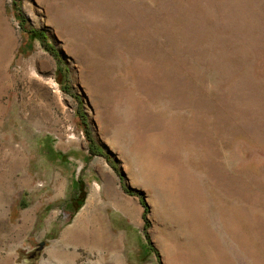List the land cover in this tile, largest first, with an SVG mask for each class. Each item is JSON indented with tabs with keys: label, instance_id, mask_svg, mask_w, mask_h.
Masks as SVG:
<instances>
[{
	"label": "rangeland",
	"instance_id": "1",
	"mask_svg": "<svg viewBox=\"0 0 264 264\" xmlns=\"http://www.w3.org/2000/svg\"><path fill=\"white\" fill-rule=\"evenodd\" d=\"M116 260L264 264V0H0V264Z\"/></svg>",
	"mask_w": 264,
	"mask_h": 264
},
{
	"label": "bare ground",
	"instance_id": "2",
	"mask_svg": "<svg viewBox=\"0 0 264 264\" xmlns=\"http://www.w3.org/2000/svg\"><path fill=\"white\" fill-rule=\"evenodd\" d=\"M115 206L118 207L125 213H129L128 207L121 201H115ZM94 201L92 199L88 200L87 205L82 209V211L78 214L77 218L74 221L73 227L69 229L66 234L63 236V239H85L88 237H92L94 242H98L99 244L105 243L104 232H102L103 227L97 222L93 209ZM96 210V209H95ZM56 249V248H55ZM54 248L50 250L48 253L50 255L55 253ZM117 264H120L118 260H116Z\"/></svg>",
	"mask_w": 264,
	"mask_h": 264
},
{
	"label": "trees",
	"instance_id": "3",
	"mask_svg": "<svg viewBox=\"0 0 264 264\" xmlns=\"http://www.w3.org/2000/svg\"><path fill=\"white\" fill-rule=\"evenodd\" d=\"M47 155L50 156V157L53 156V154H52L50 151L47 152ZM57 159H58V158H57ZM126 192L132 194V192H129V191H127V190H126ZM144 217H146V211H145V213H144ZM147 227H148V221L145 220L144 229H146Z\"/></svg>",
	"mask_w": 264,
	"mask_h": 264
}]
</instances>
